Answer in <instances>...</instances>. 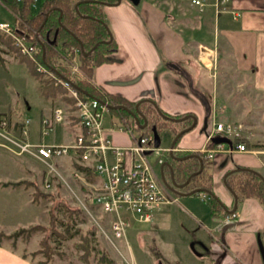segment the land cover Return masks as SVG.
I'll use <instances>...</instances> for the list:
<instances>
[{
  "label": "crops",
  "instance_id": "obj_1",
  "mask_svg": "<svg viewBox=\"0 0 264 264\" xmlns=\"http://www.w3.org/2000/svg\"><path fill=\"white\" fill-rule=\"evenodd\" d=\"M200 2L198 5L190 0H137L132 4L118 0L101 6L113 46L107 59L92 67L89 82L104 96L127 101L148 98L165 115L183 116L181 121L190 126L172 145L158 146L153 151L158 173L161 170L169 181L167 168L161 165L167 157L158 158L161 154L158 152L195 160L196 152H201L204 155L201 169L209 187V191H192L182 185L177 188L179 193H175L165 185L174 201L156 204L151 220L143 222L147 227L136 232L142 245L151 246L153 236V252L130 257L138 264H264V202L254 196L235 201L224 184L225 174L235 168L252 169L264 179V141L258 143L249 138L257 133L264 139V0ZM0 50L10 49L2 46ZM14 59L18 60L17 56ZM31 78L35 81L31 87L34 99H26L21 105L16 100L5 103L0 98V112L11 120L12 134L31 142L67 143L69 128L75 129L74 136L78 132L72 108L59 95L52 98L40 95L37 80L32 75ZM56 97L66 104L67 110L64 108L63 119L54 125L49 139L43 141L40 122L50 116L53 108H58H49L47 103L52 99L54 102ZM17 112L28 119L25 134L19 132ZM181 121L176 125L180 126ZM213 123L228 127L227 131L214 135L243 143L257 152L229 151L228 143L212 144L209 148L206 136ZM119 125L117 113L104 112V133L113 145L125 146L130 140L118 130ZM65 136L67 140L63 141ZM169 148L170 151L166 150ZM30 160L39 161L28 154H15L0 142V174L9 175L14 170L28 173L34 167ZM38 165L41 164L35 167ZM17 175L8 179L0 177V189L7 187L12 193L23 195L28 209L20 210L18 204L22 200H14L4 212L10 220L15 215L19 218L23 211L27 213L25 226L33 225L36 217L31 214L39 217V211L33 204V195L31 200L28 198L26 186H19L26 180H19ZM174 179L183 182L175 174ZM198 192L203 193V198ZM211 198L219 202V209L212 210ZM231 210L235 217L225 222L223 217ZM12 226L0 218V230ZM166 235L172 241L182 242L187 251L185 256L165 255L160 251L158 246L162 243L158 240L156 243L155 238L163 242L168 240L164 239ZM151 258L153 261L149 262ZM0 264L31 262L22 253L0 244Z\"/></svg>",
  "mask_w": 264,
  "mask_h": 264
},
{
  "label": "rangeland",
  "instance_id": "obj_2",
  "mask_svg": "<svg viewBox=\"0 0 264 264\" xmlns=\"http://www.w3.org/2000/svg\"><path fill=\"white\" fill-rule=\"evenodd\" d=\"M21 2L22 0H0V21L2 20L8 23H17L18 21L23 23V14L19 7ZM11 5H13V7ZM30 7L33 10H37L39 8V3L35 2L30 5ZM0 45L4 46L6 50L9 49L4 44L0 43ZM2 46H0V49H2ZM15 56L16 54H14L13 51L8 50L2 52L0 50V98L2 97L5 103H12L13 100H16L22 105L25 103L26 99L27 101L31 100V98L34 99V93H32L31 87L32 83L35 81L32 80L28 69L25 67V62L14 59ZM29 60L32 61L31 59ZM41 78L46 77L43 76ZM208 93L210 92H206L207 97H209ZM35 96L37 97V95ZM37 98L43 102L41 97ZM47 103H49V108L58 107L62 108L63 110H61L63 112H66L64 111V108L66 109V104L59 100L58 97H56L54 102L53 99L47 100ZM63 112L62 115L64 114ZM216 112L218 113L219 111L217 110ZM253 114L255 115V112ZM58 122L54 123L48 129L46 135L42 136L41 139L43 141L49 139L54 125ZM257 130L258 129H256V131ZM69 131L70 140L67 142L73 140V132H75V129L72 127L69 128ZM141 131L140 129H133L134 135H138ZM122 133L125 134L129 141L128 135L125 132ZM256 134L253 135L254 137L250 136L249 138H253V140L258 143L264 141V139H261L262 137L260 134ZM66 138L67 136L63 138V141L67 140ZM172 140V131L169 128L160 130L159 147L170 145ZM0 142L5 146L8 145L4 140H0ZM260 149H262V147H260ZM253 152L256 153L257 151L254 150ZM158 153H161L158 158L162 160L169 156L166 152L161 151ZM21 156H23V154H21ZM147 158L152 164L155 175L162 182L157 169L158 163L155 162L153 152L149 153ZM30 162L34 164V167L31 166L28 173L14 170V172H10L11 176L3 172L0 174V177L8 179L18 174L16 178H20L19 180L25 179L26 181H22L19 186L23 188L26 186L27 195L30 200L35 191L36 198L33 199L35 201L33 204L36 205L35 209L39 211V217L34 215V213L31 215L36 217L34 218V220L36 219L34 221L36 223L33 224L36 227L30 231H16L20 228L19 226L23 225L25 228L23 229L26 230L27 227L25 225H27L28 222L23 221L27 218V213L22 211L19 218L15 215L14 219L11 218L8 220L7 214L4 211L6 207H10V204H12L14 200L15 202L22 200L23 203H21L23 205H21V203L17 204L20 206V210L27 211L28 207L26 206V201L23 195H19V193L16 195V192L12 193L7 187L1 188L0 218L6 219L7 222L11 223L13 226L8 229L5 228L0 230V233L7 236L0 237V244L13 248L17 253H22L29 259L31 264H103L98 261L101 250L104 251L106 256L112 258L115 264H138L135 260L131 259L130 256L133 257L134 255V257H136L142 254L146 256L150 251L153 252V236L151 239V246L147 243L142 245L136 233L137 229L146 228L148 225L147 223L129 219L127 227L125 228L124 237L116 239V241L110 238V242L103 236L101 230L107 234V224H105V220L101 217L102 213L90 203L91 193L89 187L86 186L81 179L73 176L72 172L75 170L73 163L75 159L72 152H69L67 156L52 160L53 169L50 171H48L47 167L42 162L31 160ZM39 163L42 166L38 165V167H35V165ZM44 180L48 183L47 187L43 185ZM10 216L13 217L14 214L11 213ZM59 221L68 224L70 236L65 237L66 233L63 231V227L59 224ZM83 236L87 237L93 246L86 256V262L82 261L80 258L83 249L79 244ZM164 239L168 240L160 242V238H155L156 243V240H158L159 244L162 243L158 247L163 254H172L180 257L183 255L185 256L187 251L185 252L181 241H172L171 239L173 238H171L170 235H166ZM151 261H153L152 258L149 262Z\"/></svg>",
  "mask_w": 264,
  "mask_h": 264
},
{
  "label": "built area",
  "instance_id": "obj_3",
  "mask_svg": "<svg viewBox=\"0 0 264 264\" xmlns=\"http://www.w3.org/2000/svg\"><path fill=\"white\" fill-rule=\"evenodd\" d=\"M38 1L32 0L31 5ZM223 1L215 0V4ZM190 2L201 4L200 0H190ZM0 32L12 39L21 55L34 62L35 70L41 74V77L44 76L53 84L64 88L65 95L73 99L72 114L78 125V132L71 142L64 144L31 142L14 136L11 132V120L0 112V138L8 143L9 150L15 154H28L34 157L45 164L48 171L53 169L52 160L67 156L69 152H72L75 163L92 169L94 173L92 180H86L76 169L72 173L74 177H78L89 187L90 203L102 213L101 217L107 224L108 232L106 234L103 230L101 231L109 241L110 238L116 241V239L124 237L129 219L142 223L149 222L156 204L174 201V197L167 191L168 188L163 181L161 182L155 175L152 164L147 158L149 153L158 150V147L153 146L151 130L148 133L141 131L138 135H134L135 124L142 122L139 123L137 118L132 116L127 119L119 116L118 130L125 132L130 142L125 146L113 145L102 127L103 114L112 103L108 98L98 100L84 93H78L72 81L76 78L89 81V78L79 69L77 61L74 58L61 57L69 71V76L64 78L49 71L43 63L35 59L34 44L27 39L25 31L17 30V23L1 20ZM32 33L36 38L41 39L36 31ZM44 40L49 43L53 42V38L46 37ZM72 51L76 53L77 49H72ZM15 115L19 120L17 122L20 123L19 132L25 134V125L28 123V119L22 118L18 112ZM61 119L62 110L53 108L50 116L41 119L40 135L47 134L48 129ZM221 130L227 131L228 127H224L220 123L212 124L211 130L206 136L209 148L212 147L210 138L214 135L213 133ZM226 148L229 151H254L243 143L230 141ZM166 150L170 151L171 148ZM43 185L47 187L48 183L44 180ZM198 195L203 198L202 192H198ZM234 217V211H230L224 215L223 220L229 222Z\"/></svg>",
  "mask_w": 264,
  "mask_h": 264
},
{
  "label": "trees",
  "instance_id": "obj_4",
  "mask_svg": "<svg viewBox=\"0 0 264 264\" xmlns=\"http://www.w3.org/2000/svg\"><path fill=\"white\" fill-rule=\"evenodd\" d=\"M118 0H39V8L33 10L30 5L32 0H22L20 9L22 11V22H17V30L25 31L28 40L34 44V57L37 61L43 63L45 67L64 78L69 76L68 68L63 64L62 58H74L77 61L79 69L87 78L90 77L91 69L94 65L107 59V53L113 46V41L108 27L103 18L101 6L107 3H115ZM13 7V5H11ZM36 31L41 39L33 35ZM52 39L53 42L45 41V38ZM0 43L13 51L18 60L25 62L30 75L38 82V92L44 97H55L66 101L70 108H73V99L65 95V90L58 84H53L47 78H41V74L35 70L34 62L21 55L12 42V39L0 32ZM77 49L74 53L72 49ZM73 85L77 88L78 93H84L87 96L95 97L98 100L108 98L112 105L107 110L117 113L123 119L132 116L137 118L138 122H145L141 128L135 124V129L148 133L151 127H154L159 136L160 130L169 128L173 134L183 128L189 127L190 123L182 122L183 116L169 117L165 115L156 105L148 98H141L136 101H127L116 96H104L88 80L76 78ZM60 93V94H59ZM63 93V94H62ZM118 106V107H116ZM181 121L177 126L176 122ZM192 123V122H191ZM234 140L238 138H233ZM201 163L204 161V155L201 152L195 154ZM167 160L174 167V174L180 180H185L190 174L187 182L183 185L192 189V191L205 190L209 191L207 177L203 176V170H198V160L186 156L183 159H173L171 156ZM74 169L87 180H92L94 173L92 169L73 163ZM194 172V173H192ZM224 184L232 194L235 201L247 196H254L264 202V179L257 171L249 168H235L228 171L224 176ZM36 198L35 191L33 199ZM210 204L219 209V202L210 199ZM62 225L66 236H70L68 224L59 221ZM18 228L16 231H30L35 225ZM24 228V229H23ZM73 233V232H72ZM56 234V233H54ZM4 236L0 233V237ZM7 237V236H4ZM79 246L83 251L80 256L81 260L86 262V256L90 252L91 243L85 236L82 237ZM38 251V250H36ZM33 253V252H32ZM98 261L103 264H115L112 258L106 256L103 250L99 253Z\"/></svg>",
  "mask_w": 264,
  "mask_h": 264
},
{
  "label": "water",
  "instance_id": "obj_5",
  "mask_svg": "<svg viewBox=\"0 0 264 264\" xmlns=\"http://www.w3.org/2000/svg\"><path fill=\"white\" fill-rule=\"evenodd\" d=\"M128 1H130L132 4H136V3H137V0H128ZM116 107H118V106H116ZM136 122H137V120H136ZM144 124H145V122L143 121L141 124H139V126L142 127V126H144ZM187 128H188V127L183 128L182 130L178 131V132L174 135L173 140H172V142H171L170 145H172L173 142H174V140L176 139V137H177L178 135H180L181 132L184 131V130H186ZM150 130H151L152 139H153V146H154V147H158L159 136H158V134L156 133L154 127H151ZM210 141H211L212 144H217V143H228L229 140H228L226 137H222V136H219V135H214V136H212V137L210 138ZM170 156H171V158H173V159H181V157H175V156H172L171 154H170ZM197 160H198V169H197V171H198V170L201 169V162H200L199 158H197ZM161 163H162L161 165H165V166H166L167 171H168V179H169V181H167V180L164 178L163 173H162L161 170H160V175H161V179H162L163 183H164V184H165V185H166L171 191H174L175 193H179V192L177 191V188L181 187L182 185H184V184L187 182L188 178L190 177V174L186 177V179H185L183 182H176L175 179H174V167H173V165H171V164L169 163L168 160H167V161H162ZM192 173H194V172H192ZM232 210H233V209H232ZM232 210H231V211H232Z\"/></svg>",
  "mask_w": 264,
  "mask_h": 264
}]
</instances>
